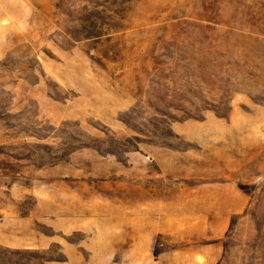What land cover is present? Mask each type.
I'll return each mask as SVG.
<instances>
[{
	"label": "rangeland",
	"instance_id": "rangeland-1",
	"mask_svg": "<svg viewBox=\"0 0 264 264\" xmlns=\"http://www.w3.org/2000/svg\"><path fill=\"white\" fill-rule=\"evenodd\" d=\"M9 189L77 264H264V0H0V209L34 212Z\"/></svg>",
	"mask_w": 264,
	"mask_h": 264
},
{
	"label": "crops",
	"instance_id": "crops-1",
	"mask_svg": "<svg viewBox=\"0 0 264 264\" xmlns=\"http://www.w3.org/2000/svg\"><path fill=\"white\" fill-rule=\"evenodd\" d=\"M28 2V1H27ZM9 196L22 200L26 195L35 201L34 212L28 216H17L12 212L0 209V248L15 251H31L45 253L49 247L56 244L63 253V261L42 258L40 264H77L82 255L74 243H62L71 233L79 231L75 222L59 220L50 217V204L42 198L41 190L26 192L24 190H6ZM45 196V195H44ZM110 206L109 204H104ZM35 224L46 227L49 233L36 229ZM47 255V254H44Z\"/></svg>",
	"mask_w": 264,
	"mask_h": 264
}]
</instances>
